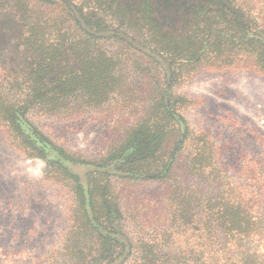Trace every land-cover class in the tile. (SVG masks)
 Listing matches in <instances>:
<instances>
[{"label": "trees", "instance_id": "trees-1", "mask_svg": "<svg viewBox=\"0 0 264 264\" xmlns=\"http://www.w3.org/2000/svg\"><path fill=\"white\" fill-rule=\"evenodd\" d=\"M39 1L48 7L57 1L63 13L54 16L23 0H0V136L15 151L74 181L80 229L84 223L88 230H100L97 261L209 264L206 253L211 252L210 264H264V209L249 191L216 192L213 185L180 190L181 182H190L188 173L212 176L205 170L213 164V148L204 143L189 160L178 158L187 136L170 146L184 122L174 110L178 100L161 88L164 84H155L148 118L100 164L68 155L29 119L30 114L69 116L74 108L111 101L121 88V58L100 49L101 39L114 38L136 50L161 69L158 80L166 77L170 84L197 69L264 75V19L255 11L264 0H136L131 11L124 1L114 6L92 0L90 8L72 0ZM100 8L105 14H94ZM76 166L85 170L80 176L70 173ZM111 177L170 183L172 230L198 233V243L178 250L172 233L133 243L122 230Z\"/></svg>", "mask_w": 264, "mask_h": 264}, {"label": "rangeland", "instance_id": "rangeland-1", "mask_svg": "<svg viewBox=\"0 0 264 264\" xmlns=\"http://www.w3.org/2000/svg\"><path fill=\"white\" fill-rule=\"evenodd\" d=\"M23 1L54 16L63 13L57 1L51 7L41 6L39 0ZM72 1L90 8L92 0ZM112 1L114 6L127 2L131 11L136 0L106 3ZM102 10L94 14H105ZM255 11L264 19L263 3ZM100 49L121 58L117 67L121 88L97 108H74L69 116L30 114L44 136L74 158L100 164L148 118L151 93L164 84L161 88H169L178 100L174 110L184 122V131L172 135L170 146L187 136L178 158L189 160L204 143L213 148V164L205 170L212 176L188 173L192 180L187 186L181 182L180 190L208 185L216 192L247 190L264 209V75L247 69H197L170 84L166 77L158 80L161 69L125 43L101 39ZM84 171L74 167L70 173L80 176ZM73 182L68 175L47 169L42 160L15 151L0 136V264H100V230H88L84 223V231L80 229L77 214L82 208ZM110 184L117 195L122 230L133 243L169 233L178 250L198 243V233L172 230L169 213L175 204L168 201L170 183L111 177ZM95 185L100 186V177ZM207 253L210 264L213 255Z\"/></svg>", "mask_w": 264, "mask_h": 264}]
</instances>
